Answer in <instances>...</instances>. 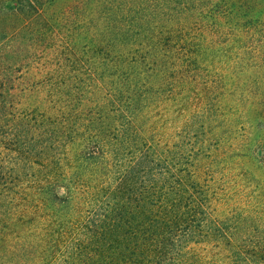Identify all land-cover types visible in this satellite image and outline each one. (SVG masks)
I'll use <instances>...</instances> for the list:
<instances>
[{"label": "trees", "instance_id": "16d2710c", "mask_svg": "<svg viewBox=\"0 0 264 264\" xmlns=\"http://www.w3.org/2000/svg\"><path fill=\"white\" fill-rule=\"evenodd\" d=\"M77 1L100 71L0 104V264H264V0Z\"/></svg>", "mask_w": 264, "mask_h": 264}, {"label": "rangeland", "instance_id": "374dc122", "mask_svg": "<svg viewBox=\"0 0 264 264\" xmlns=\"http://www.w3.org/2000/svg\"><path fill=\"white\" fill-rule=\"evenodd\" d=\"M77 3V0H0L1 105L5 101L12 102L19 110L17 112L42 109L43 106L53 109L56 106L49 101L50 92L63 94L70 89L75 75L79 80L93 67L100 71L96 62L84 55V61H78L68 55L69 58L65 59L64 55L56 54L65 43L76 52L89 45L87 23L77 25L74 18L62 16V12ZM69 72L71 78L66 76ZM82 85L92 87L87 79ZM57 104L64 107L60 101ZM15 115L13 110L9 111V118L14 119ZM156 123L162 124V121L156 119ZM249 125L244 127L243 134L245 132L250 138L264 137L261 124ZM239 139L246 142L241 133ZM5 153L12 156L11 151L5 150ZM249 164L246 161L247 167Z\"/></svg>", "mask_w": 264, "mask_h": 264}]
</instances>
